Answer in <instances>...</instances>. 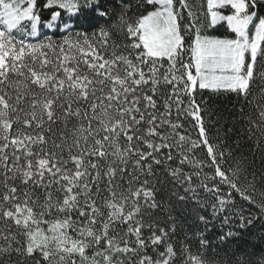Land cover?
Instances as JSON below:
<instances>
[{
  "label": "snow or ice",
  "instance_id": "1",
  "mask_svg": "<svg viewBox=\"0 0 264 264\" xmlns=\"http://www.w3.org/2000/svg\"><path fill=\"white\" fill-rule=\"evenodd\" d=\"M0 264H264V0H0Z\"/></svg>",
  "mask_w": 264,
  "mask_h": 264
},
{
  "label": "trees",
  "instance_id": "2",
  "mask_svg": "<svg viewBox=\"0 0 264 264\" xmlns=\"http://www.w3.org/2000/svg\"><path fill=\"white\" fill-rule=\"evenodd\" d=\"M196 3L199 4L200 0H196ZM45 17L47 16V13H44ZM75 24L78 28L83 27V28H88L89 27V23L88 21H86L84 18H78L75 20ZM45 32H47L46 30H44ZM48 33V32H47ZM51 34V33H49ZM215 34L218 36L223 37L226 33H225V29L223 28H218V30L215 31ZM236 104V101L234 98H229L227 96H219L215 99V104H214V109L227 116L230 115L233 111V106ZM259 162V161H258ZM233 247H235V245H233Z\"/></svg>",
  "mask_w": 264,
  "mask_h": 264
}]
</instances>
